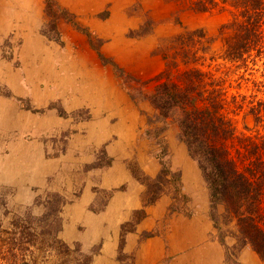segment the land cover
Wrapping results in <instances>:
<instances>
[{"label":"rangeland","instance_id":"obj_1","mask_svg":"<svg viewBox=\"0 0 264 264\" xmlns=\"http://www.w3.org/2000/svg\"><path fill=\"white\" fill-rule=\"evenodd\" d=\"M52 1L67 16L46 0H0V231L12 234L0 235V264H264L251 250L227 259L203 173L149 100L173 39L189 31L213 43L178 70L228 72L221 29L232 13L110 0L85 17ZM235 121L239 134L256 133L244 113Z\"/></svg>","mask_w":264,"mask_h":264},{"label":"trees","instance_id":"obj_2","mask_svg":"<svg viewBox=\"0 0 264 264\" xmlns=\"http://www.w3.org/2000/svg\"><path fill=\"white\" fill-rule=\"evenodd\" d=\"M46 1L55 15L67 16L52 0ZM171 1L198 13H232L233 19L221 29V59L230 68L219 77L196 67L180 72L179 59L184 66L196 65L204 59L199 54L208 55L213 42L204 31L178 35L172 49L177 51L168 53L171 64L157 79L149 100L159 121L179 128L182 142L203 173L210 217L227 259L236 263L239 255L251 250L264 262V0ZM142 33L137 36L147 31ZM260 63L263 68H258ZM242 113L253 120L255 134L238 133L235 117ZM165 130L156 129L159 142ZM162 175L174 176L167 166ZM0 235L12 234L0 231Z\"/></svg>","mask_w":264,"mask_h":264},{"label":"crops","instance_id":"obj_3","mask_svg":"<svg viewBox=\"0 0 264 264\" xmlns=\"http://www.w3.org/2000/svg\"><path fill=\"white\" fill-rule=\"evenodd\" d=\"M110 2V0H61V3L69 8L72 12H75V13H79L81 16H85V17H90V16H93V15H96V14H99L101 13L104 8L106 7V5ZM101 23L96 20L95 21V25H100ZM95 66L94 67H100L99 65H96L97 62H94L93 63ZM85 66L88 65V63H85L84 64ZM82 65V66H84ZM98 72H102L104 73L103 70H99ZM109 73V72H108ZM108 77V76H107ZM87 199H89V197H87ZM86 203H88L86 201ZM86 203L82 204V209H86ZM110 208V209H109ZM108 209V213L111 215L109 220L113 223V226H117L119 225V223L121 222V215L118 214V213H115V211H113V209H115V207H113V205H110ZM164 211H162V217L165 214V208H163ZM159 212V211H158ZM109 216V215H108ZM107 216H104L103 219H95V227H102L104 225V220H106ZM115 241V239L111 238L110 239V242H113ZM153 242V241H152ZM155 244L161 246L162 244V241L161 240H156L154 241ZM160 252V250H159Z\"/></svg>","mask_w":264,"mask_h":264}]
</instances>
